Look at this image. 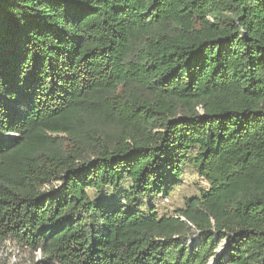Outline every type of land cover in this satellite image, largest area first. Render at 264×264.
<instances>
[{"label": "trees", "instance_id": "16d2710c", "mask_svg": "<svg viewBox=\"0 0 264 264\" xmlns=\"http://www.w3.org/2000/svg\"><path fill=\"white\" fill-rule=\"evenodd\" d=\"M187 161L208 190L143 211ZM5 240L45 264H264V0H0Z\"/></svg>", "mask_w": 264, "mask_h": 264}, {"label": "rangeland", "instance_id": "374dc122", "mask_svg": "<svg viewBox=\"0 0 264 264\" xmlns=\"http://www.w3.org/2000/svg\"><path fill=\"white\" fill-rule=\"evenodd\" d=\"M192 154L189 155V158ZM130 187L129 183H124L118 191H112V189H105L101 198L109 203H115L120 199L123 192L128 190ZM208 190L207 184L198 176L194 166L187 161L183 169V175L181 178V184L175 189L170 197L165 198L162 196H155L141 204V209L148 212L149 208H154L159 216L169 217L174 216L177 211L184 209L186 200L200 197L203 193ZM91 197H94V193L90 192ZM191 244H197L199 241V235L194 234L190 240ZM216 241V240H215ZM226 240H222L218 243V249L216 253H222L226 249ZM20 256L17 264H45L43 260L35 261L33 252L26 249H20ZM41 254V253H40ZM0 264H7L6 261H0Z\"/></svg>", "mask_w": 264, "mask_h": 264}, {"label": "built area", "instance_id": "2783aa9c", "mask_svg": "<svg viewBox=\"0 0 264 264\" xmlns=\"http://www.w3.org/2000/svg\"><path fill=\"white\" fill-rule=\"evenodd\" d=\"M19 251L20 248L15 241L5 240L0 242V261H6L7 264H17L20 256ZM33 254L35 256V261L43 260L40 251L33 252Z\"/></svg>", "mask_w": 264, "mask_h": 264}, {"label": "water", "instance_id": "95a60500", "mask_svg": "<svg viewBox=\"0 0 264 264\" xmlns=\"http://www.w3.org/2000/svg\"><path fill=\"white\" fill-rule=\"evenodd\" d=\"M215 259L212 258L209 264H214Z\"/></svg>", "mask_w": 264, "mask_h": 264}]
</instances>
